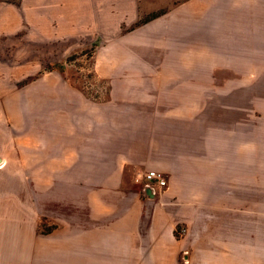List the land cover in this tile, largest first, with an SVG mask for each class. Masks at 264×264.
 I'll return each instance as SVG.
<instances>
[{
    "label": "crops",
    "instance_id": "obj_1",
    "mask_svg": "<svg viewBox=\"0 0 264 264\" xmlns=\"http://www.w3.org/2000/svg\"><path fill=\"white\" fill-rule=\"evenodd\" d=\"M176 1L0 0V53L16 37L25 52L74 53L89 37L124 53L150 31L160 46L157 60H94L99 94L62 71L60 92L42 80L39 106L15 111L24 127L0 118V187L15 183L32 213L1 260L184 264L187 248L188 264H264V0ZM153 13V28L119 33ZM182 42L192 59H166ZM213 99L248 107H203ZM149 170L167 184L147 196ZM41 219L51 230L36 236Z\"/></svg>",
    "mask_w": 264,
    "mask_h": 264
},
{
    "label": "rangeland",
    "instance_id": "obj_2",
    "mask_svg": "<svg viewBox=\"0 0 264 264\" xmlns=\"http://www.w3.org/2000/svg\"><path fill=\"white\" fill-rule=\"evenodd\" d=\"M9 1V0H8ZM11 1V0H10ZM17 2V0H14ZM164 0H144L142 3L144 9L155 8ZM181 0H177L179 3ZM13 2V1H12ZM150 15H144L139 21L131 24L123 22L119 29L121 35L136 34L142 32L146 28H153L152 18L146 20ZM147 22V23H146ZM116 23V22H115ZM139 30V31H138ZM115 38V37H114ZM98 39V38H97ZM22 37H16L10 40L12 52L0 53V112L1 125L14 126L16 123L25 126L24 115H15L16 110L25 108H35L39 106L40 101L35 99V95L41 91V82H49L46 91L49 94L60 92V72L66 71V75L74 78V82L78 89L88 95H96L104 91L103 85L98 81L92 62L94 60H146L152 61L159 59V41L153 33H144V39L135 37L125 46H132V49L127 52L117 50L119 44L117 39L114 40L112 52L104 53L106 47H103L101 42L94 43L93 39L88 37V40H82L80 48L74 53H60V46H31L32 51L25 52L22 44ZM10 46V47H11ZM9 47V48H10ZM109 48V47H107ZM45 49H51L45 51ZM55 50V51H52ZM58 50V51H57ZM109 50V49H108ZM166 59L186 60L192 59L185 57L184 44H177V50L169 49L166 52ZM67 62L72 63L69 69H64L63 66ZM32 66V67H28ZM44 80V81H42ZM43 87V88H44ZM45 89V88H44ZM257 93V108H264V85L256 86ZM50 107H56V100H50ZM60 104V101H59ZM204 108L210 110L227 109L233 107H248L247 101L240 99L235 102L228 100L217 101L215 99L203 102ZM16 116V117H14ZM212 119V118H210ZM215 119V118H214ZM24 132V128L21 129ZM19 140L20 144L24 145L25 138ZM18 186L15 183L12 185L0 187V264H9L8 261L1 260L4 254L8 253L9 242L15 238L16 232L20 231L18 226V218L21 217L28 225L32 221V213L29 206L25 204L26 198L14 197L8 195ZM19 213H16V211ZM51 226L41 219L36 229V236H41L48 233ZM35 234V232H34ZM35 237V235H33ZM24 239V237L22 238ZM13 245H14V241Z\"/></svg>",
    "mask_w": 264,
    "mask_h": 264
},
{
    "label": "built area",
    "instance_id": "obj_3",
    "mask_svg": "<svg viewBox=\"0 0 264 264\" xmlns=\"http://www.w3.org/2000/svg\"><path fill=\"white\" fill-rule=\"evenodd\" d=\"M167 184L165 176L157 170H149L145 173L142 185V192L147 195H154L158 190L164 188ZM180 261L184 264L189 263V250L183 248L179 253Z\"/></svg>",
    "mask_w": 264,
    "mask_h": 264
},
{
    "label": "trees",
    "instance_id": "obj_4",
    "mask_svg": "<svg viewBox=\"0 0 264 264\" xmlns=\"http://www.w3.org/2000/svg\"><path fill=\"white\" fill-rule=\"evenodd\" d=\"M11 1H13V0H11ZM159 13H153V14H151L146 20H148V19H150V18H153V17H155L156 15H158Z\"/></svg>",
    "mask_w": 264,
    "mask_h": 264
}]
</instances>
